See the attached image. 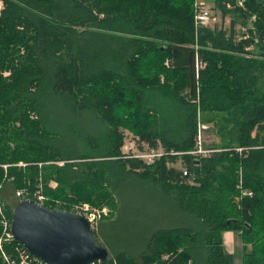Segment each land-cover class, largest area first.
I'll return each instance as SVG.
<instances>
[{
	"label": "trees",
	"instance_id": "16d2710c",
	"mask_svg": "<svg viewBox=\"0 0 264 264\" xmlns=\"http://www.w3.org/2000/svg\"><path fill=\"white\" fill-rule=\"evenodd\" d=\"M0 2L10 218L41 188L48 207L110 208L94 231L110 257L94 264H235L227 229L243 238L241 264H264V0H215L229 28L197 25V0ZM210 121L216 150L186 153ZM129 137L166 152L147 163L123 151Z\"/></svg>",
	"mask_w": 264,
	"mask_h": 264
},
{
	"label": "water",
	"instance_id": "95a60500",
	"mask_svg": "<svg viewBox=\"0 0 264 264\" xmlns=\"http://www.w3.org/2000/svg\"><path fill=\"white\" fill-rule=\"evenodd\" d=\"M16 241L50 264H94L110 257L88 217L24 197L13 210Z\"/></svg>",
	"mask_w": 264,
	"mask_h": 264
},
{
	"label": "built area",
	"instance_id": "2783aa9c",
	"mask_svg": "<svg viewBox=\"0 0 264 264\" xmlns=\"http://www.w3.org/2000/svg\"><path fill=\"white\" fill-rule=\"evenodd\" d=\"M242 3V2H241ZM197 11L195 16L196 24H205L207 21L210 20L212 17L211 11L205 6H202L197 1ZM202 128H206V125H202ZM202 131L198 136V142L197 147H195L193 150H189L186 153L189 154H199L200 156H209L212 151H215L216 149H213V147L208 148L206 145H204V141L202 140ZM136 148V141H131L129 144L125 142V145L123 146V151L129 153L132 151L134 155L144 159L147 161V163H153L156 162L157 158L164 155L166 150L164 147H148L144 148L143 150H137ZM170 152L173 155L181 154L183 152L181 151H175L173 149L170 150ZM42 165V163H40ZM185 174H189L186 169L184 170ZM0 192H1V184H0ZM249 194H252V192H248ZM19 196L23 194V190H20L17 192ZM34 197H26V198H32L35 200H38L40 203L44 204L45 197L43 193L41 192V188L37 189L33 195ZM45 205V204H44ZM52 207V206H51ZM50 207V208H51ZM59 208V207H57ZM61 209H67L61 208ZM75 212H80V214L85 215L88 217L91 227L93 230L98 231L99 222L100 220L105 217V215L109 214L110 208L105 204L104 206H97L94 205V203L89 202H78L75 205H73L70 209ZM12 219L13 216L10 218L6 202L3 201V199L0 198V249L2 252V255L6 262L8 264H17V261L20 262V264H50L47 261L41 259V257H37L33 255L26 246H24L22 243L18 242L16 246H12V252L9 253L4 248L5 243H10L12 240H16L13 230H12Z\"/></svg>",
	"mask_w": 264,
	"mask_h": 264
},
{
	"label": "rangeland",
	"instance_id": "374dc122",
	"mask_svg": "<svg viewBox=\"0 0 264 264\" xmlns=\"http://www.w3.org/2000/svg\"><path fill=\"white\" fill-rule=\"evenodd\" d=\"M200 4H202V6H206L210 11H211V15L212 17L210 18L209 21H207L205 24H209L210 26H215V25H222L224 27L229 28L231 25V16L230 15H226L224 16V14L222 13V10L217 8L215 6V0H197ZM2 6V3L0 2V7ZM237 30L238 32H240L241 34L246 30V28L244 26H242V24L237 25ZM82 127L85 130H91V132L94 133H99L101 131L100 129V125L101 123L98 120H95L94 117H87L84 116L83 120H82ZM206 126H208V128L204 129L202 132V140L204 141V143H206L207 145H214V144H219L221 137L218 135V132H216L215 129V125L212 121L209 122V124H205ZM130 133V134H129ZM129 136L131 135V132H128ZM97 135V134H96ZM133 137V136H132ZM131 141H133V139L131 137L127 138L126 142L127 144H129ZM178 167L183 168L184 166H182V164L180 162H178L176 164ZM41 166V165H40ZM53 184H55L52 181ZM99 207V206H98ZM226 232H233V230H225ZM235 238H237V240L235 241L234 244V261L235 264H241L243 261V238L240 234H238V232H235ZM228 237L226 238V240L224 242H227ZM13 245V244H12ZM225 247H226V243H225Z\"/></svg>",
	"mask_w": 264,
	"mask_h": 264
},
{
	"label": "crops",
	"instance_id": "0c3cea01",
	"mask_svg": "<svg viewBox=\"0 0 264 264\" xmlns=\"http://www.w3.org/2000/svg\"><path fill=\"white\" fill-rule=\"evenodd\" d=\"M235 235H236L235 231H233V232L224 231V233H223L224 239L226 240L227 237L229 239V240H227V242H225L226 243V249H228L229 252H231L233 254L235 253V252H233L234 251V244L233 243H235V241L237 240V238H235Z\"/></svg>",
	"mask_w": 264,
	"mask_h": 264
}]
</instances>
